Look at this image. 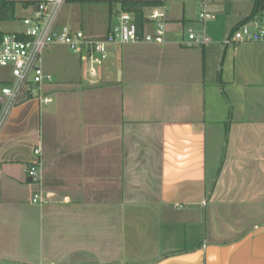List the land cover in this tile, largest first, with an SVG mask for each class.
Segmentation results:
<instances>
[{"label":"crops","instance_id":"1","mask_svg":"<svg viewBox=\"0 0 264 264\" xmlns=\"http://www.w3.org/2000/svg\"><path fill=\"white\" fill-rule=\"evenodd\" d=\"M13 1L22 20L40 0ZM110 1L68 0L58 24L104 35ZM126 1L167 5L168 42L110 45L94 77L48 47L52 102L25 99L0 132V264H264V43H225L255 0H209L201 48L180 44L197 0ZM11 81L0 69V104Z\"/></svg>","mask_w":264,"mask_h":264},{"label":"built area","instance_id":"2","mask_svg":"<svg viewBox=\"0 0 264 264\" xmlns=\"http://www.w3.org/2000/svg\"><path fill=\"white\" fill-rule=\"evenodd\" d=\"M68 0H40L31 16L22 19L24 31L5 34L0 40V68L10 69L12 81L4 86L0 111V132L6 126L14 111L27 101L49 104L52 99L45 87L53 78L44 72L42 55L53 45H65L74 54L90 61V74L98 75V67L108 59L110 45L151 43L164 45L167 41L169 8L165 4L144 7L145 23L153 27L152 32L139 30L135 15L126 11L115 14L110 32L104 38H93L83 30L70 26H60L59 17ZM198 16L194 24H189L180 33V44L186 48H201L210 44L211 39L205 24L214 18L209 10V0H197ZM258 42L264 43V11L256 18L241 23L226 39V45ZM36 159L27 170L28 178L38 187L32 197L33 203H45L42 188V168L40 157L42 148L35 149ZM183 205L177 204L181 208Z\"/></svg>","mask_w":264,"mask_h":264},{"label":"trees","instance_id":"3","mask_svg":"<svg viewBox=\"0 0 264 264\" xmlns=\"http://www.w3.org/2000/svg\"><path fill=\"white\" fill-rule=\"evenodd\" d=\"M109 23L111 26V19L113 15L118 11H126L133 13L135 15L139 30L143 31L144 26H145V19L143 15V10L144 7H149V6H156L160 5V2H144V1H126V0H121V1H110L109 3ZM29 6V4H25V6ZM17 3L13 0H0V23L4 21H10L15 19ZM264 11V0H255L254 3V10L252 14L245 19L243 22L248 21L250 19L258 17L262 12ZM242 22V23H243ZM110 26L108 31L104 35H94L91 32H86L83 30L88 36H91L93 38H104L107 36L110 32ZM3 33L0 32V40L3 37ZM2 105L0 104V111H1Z\"/></svg>","mask_w":264,"mask_h":264},{"label":"rangeland","instance_id":"4","mask_svg":"<svg viewBox=\"0 0 264 264\" xmlns=\"http://www.w3.org/2000/svg\"><path fill=\"white\" fill-rule=\"evenodd\" d=\"M17 11H18V17L16 19L11 20V21L4 22L3 25L6 26V28L11 30V31H14V30H20V31L23 30L24 31V26H23L22 20L18 19V18H22L23 16L27 15L28 13L21 6L18 7ZM64 15L66 16V13ZM0 69H3V68H0Z\"/></svg>","mask_w":264,"mask_h":264}]
</instances>
